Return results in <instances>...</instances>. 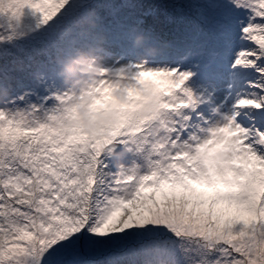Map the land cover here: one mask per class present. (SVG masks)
<instances>
[{
    "label": "snow or ice",
    "instance_id": "snow-or-ice-1",
    "mask_svg": "<svg viewBox=\"0 0 264 264\" xmlns=\"http://www.w3.org/2000/svg\"><path fill=\"white\" fill-rule=\"evenodd\" d=\"M26 9L43 38L0 48V264H264V0L163 18L140 0H0ZM81 57L102 68L73 94Z\"/></svg>",
    "mask_w": 264,
    "mask_h": 264
},
{
    "label": "rangeland",
    "instance_id": "rangeland-1",
    "mask_svg": "<svg viewBox=\"0 0 264 264\" xmlns=\"http://www.w3.org/2000/svg\"><path fill=\"white\" fill-rule=\"evenodd\" d=\"M141 3L155 7L158 15L163 18L167 12H172L177 6H183L189 0H140ZM38 17L29 10H25L23 17L18 20L10 19L7 15H0V36L5 39L0 42V48L23 47L30 49L43 38L45 26L37 27ZM11 35V41L8 36Z\"/></svg>",
    "mask_w": 264,
    "mask_h": 264
},
{
    "label": "clouds",
    "instance_id": "clouds-1",
    "mask_svg": "<svg viewBox=\"0 0 264 264\" xmlns=\"http://www.w3.org/2000/svg\"><path fill=\"white\" fill-rule=\"evenodd\" d=\"M86 31H95V24H88L83 26ZM98 43L103 46L106 44V36L102 32L97 33ZM134 44L138 48H142L143 38L136 37ZM101 62L96 58L81 57L74 60L72 63L65 65V77L63 80V87L73 94L78 93L81 89L85 88L89 82L94 81L101 72ZM81 117L86 118V114L82 111ZM114 149L110 155L114 154ZM118 171H128L131 168L130 164L116 162Z\"/></svg>",
    "mask_w": 264,
    "mask_h": 264
}]
</instances>
